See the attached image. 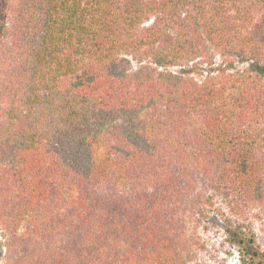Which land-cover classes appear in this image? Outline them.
<instances>
[{
    "label": "trees",
    "instance_id": "16d2710c",
    "mask_svg": "<svg viewBox=\"0 0 264 264\" xmlns=\"http://www.w3.org/2000/svg\"><path fill=\"white\" fill-rule=\"evenodd\" d=\"M257 206L264 0H0L8 264H187L210 211Z\"/></svg>",
    "mask_w": 264,
    "mask_h": 264
},
{
    "label": "rangeland",
    "instance_id": "374dc122",
    "mask_svg": "<svg viewBox=\"0 0 264 264\" xmlns=\"http://www.w3.org/2000/svg\"><path fill=\"white\" fill-rule=\"evenodd\" d=\"M225 58L216 55L213 64H201L199 73L206 75L205 70H215L223 66ZM136 65V61H132ZM248 62L234 61L230 70L243 69ZM175 72L187 71L189 68L185 66H171L169 68ZM200 76L201 74H198ZM2 213L0 211V264H8L10 256L16 258L22 256L18 243L12 248L7 247L6 243V222L1 221ZM234 218V217H233ZM235 220V219H233ZM242 220V219H238ZM237 230H244L246 233L253 234L256 239L254 247L264 252V206H257L247 212V218L242 225H238L235 220L232 224H228L221 214L210 211L209 218H206L198 230L199 243L196 244V254H193L187 264H242L241 262V246L238 242L231 239L232 234L240 236ZM18 252V253H17Z\"/></svg>",
    "mask_w": 264,
    "mask_h": 264
}]
</instances>
